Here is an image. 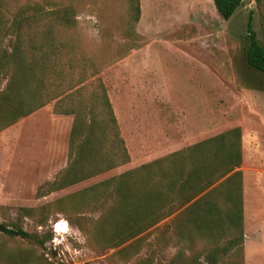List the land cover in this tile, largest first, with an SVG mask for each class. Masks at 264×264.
I'll list each match as a JSON object with an SVG mask.
<instances>
[{"label":"rangeland","instance_id":"374dc122","mask_svg":"<svg viewBox=\"0 0 264 264\" xmlns=\"http://www.w3.org/2000/svg\"><path fill=\"white\" fill-rule=\"evenodd\" d=\"M81 0L75 2L76 33L85 56L105 88L127 163L53 193L37 189L65 167L72 116L52 113L49 103L0 132V222L50 239L41 250L51 264L166 263L175 255L169 216L146 232L145 247L129 262L114 249L92 251L65 216L43 212V224L19 216L66 194L160 158L183 147L238 127L241 134L245 199L253 191V219L243 216V264H264V76L245 63V23L251 19L264 45V0H240L228 20L211 0ZM131 57V58H128ZM88 80V81H89ZM93 84V82H91ZM88 84L87 90L93 85ZM89 211V210H88ZM70 220L73 213H67ZM96 212L81 216L95 218ZM67 221L74 235L59 245L53 225ZM7 245L16 240L1 239ZM263 242L250 247L251 242ZM23 244V243H21ZM260 244V243H259ZM24 245V244H23ZM175 245V244H174ZM200 243L195 241V249ZM228 251L223 261L232 257Z\"/></svg>","mask_w":264,"mask_h":264},{"label":"trees","instance_id":"16d2710c","mask_svg":"<svg viewBox=\"0 0 264 264\" xmlns=\"http://www.w3.org/2000/svg\"><path fill=\"white\" fill-rule=\"evenodd\" d=\"M79 1L0 0V132L49 103L52 113L72 116L66 165L38 187L37 196L128 161L105 88L98 79L89 80L96 71L76 33ZM261 1L254 0L256 6ZM211 2L228 20L241 1ZM133 10L137 21L136 0ZM245 33V63L264 76V45L256 40L250 17ZM240 162V129L234 127L36 209L21 207L19 216L33 219L32 213H40L35 221L43 224L48 206L75 226L92 251L114 249L113 257L126 263L146 249V232L173 215L167 230L178 249L164 264H243ZM88 210L98 211L97 217L81 216ZM49 234L0 222V264H51L41 252ZM3 238L18 243L10 246ZM228 251L233 256L223 261Z\"/></svg>","mask_w":264,"mask_h":264},{"label":"crops","instance_id":"0c3cea01","mask_svg":"<svg viewBox=\"0 0 264 264\" xmlns=\"http://www.w3.org/2000/svg\"><path fill=\"white\" fill-rule=\"evenodd\" d=\"M131 58V57H128ZM23 119V118H22ZM17 123V122H16ZM15 123V124H16ZM14 125V124H13ZM12 125V126H13ZM240 149H241V161H242V146H241V134H240ZM241 163V162H240ZM240 166V165H239ZM240 171V169L238 168ZM241 173V171H240ZM243 184H244V178H243V173L241 174V210H242V228H243V216L245 211H249L251 218L253 219V191H252V196L250 197V201L245 199V192L243 189ZM173 217V216H172ZM243 232V231H242ZM260 243V244H259ZM263 242L257 241V243H253V241L250 244L251 249L253 250V246L256 244V246L261 245ZM242 249H243V244H242Z\"/></svg>","mask_w":264,"mask_h":264},{"label":"clouds","instance_id":"9594fccd","mask_svg":"<svg viewBox=\"0 0 264 264\" xmlns=\"http://www.w3.org/2000/svg\"><path fill=\"white\" fill-rule=\"evenodd\" d=\"M57 235L59 239H53V244L59 245L65 241V238L70 235H74V233L69 228L67 221L60 220L59 223L56 225Z\"/></svg>","mask_w":264,"mask_h":264},{"label":"built area","instance_id":"2783aa9c","mask_svg":"<svg viewBox=\"0 0 264 264\" xmlns=\"http://www.w3.org/2000/svg\"><path fill=\"white\" fill-rule=\"evenodd\" d=\"M58 224V222L57 223H55L54 225H53V233H54V235L57 237L58 235H57V231H56V225Z\"/></svg>","mask_w":264,"mask_h":264}]
</instances>
